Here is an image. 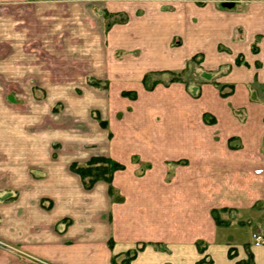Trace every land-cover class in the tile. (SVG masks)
<instances>
[{
    "label": "crops",
    "instance_id": "1",
    "mask_svg": "<svg viewBox=\"0 0 264 264\" xmlns=\"http://www.w3.org/2000/svg\"><path fill=\"white\" fill-rule=\"evenodd\" d=\"M196 56L230 96L143 86ZM263 94L264 0H0V264H264ZM103 155L122 202L70 170Z\"/></svg>",
    "mask_w": 264,
    "mask_h": 264
},
{
    "label": "trees",
    "instance_id": "2",
    "mask_svg": "<svg viewBox=\"0 0 264 264\" xmlns=\"http://www.w3.org/2000/svg\"><path fill=\"white\" fill-rule=\"evenodd\" d=\"M202 64L201 58L196 56L194 58H192L189 62H187L186 64V68L181 71V72H158V73H152L149 75H146L143 83L145 84V87L147 90H151L155 87L156 84L160 83L158 81L155 80V82L152 84L151 87L146 86V82L148 81V79H150L151 76H170L171 79L169 81V83H174V82H181V83H185L184 81V76L187 75L188 71H190V69H194V70H199L203 73L200 74V72H195L193 73V76H197L196 80H200L201 84H206L209 83V81H211L214 77L212 76V74H209L207 72H205L200 65ZM201 77V79H200ZM93 86L95 87H102V83L97 82V81H91L90 82ZM216 85H218L217 83H215ZM219 86V85H218ZM231 94V92L225 93L223 94V96H229ZM126 95H131L129 93H127ZM131 97L135 98L136 95L133 94L131 95ZM97 119L100 120L97 116ZM100 124L103 127H106L107 124L105 122H101ZM124 166H122L121 164L113 161L112 159L109 158H104V157H93L91 158L85 166H81L80 164L77 163H73L70 166V170L78 175L81 178V181L83 183V186L86 190H91L94 185L99 182V181H104L109 185V194L113 195L114 194V188L112 186V180H113V176L115 174V172L123 170ZM222 213H229L227 210H222V211H217L214 210L213 214H214V219L217 223V225L219 226H223V225H227V220H220L219 214ZM146 244H140L137 248V250H135L133 253H127L125 259L122 261L121 264H130L138 255V253L142 250H144ZM111 247H112V243H111ZM199 250L201 252L205 251V246L202 242H200L198 244ZM230 258H235V252L234 250H230L229 253ZM205 260L200 261L198 264H204ZM113 264H117L114 259H113ZM238 264H254L253 262V256L252 254H250L249 256V260L247 261H243V262H239Z\"/></svg>",
    "mask_w": 264,
    "mask_h": 264
},
{
    "label": "rangeland",
    "instance_id": "3",
    "mask_svg": "<svg viewBox=\"0 0 264 264\" xmlns=\"http://www.w3.org/2000/svg\"><path fill=\"white\" fill-rule=\"evenodd\" d=\"M200 67L202 68V64L200 65ZM185 68H186V66H185ZM184 68V69H185ZM183 69V70H184ZM194 69H196V68H194ZM192 70V69H190V71H188V73H187V75H185L184 76V81H185V83H181V82H174V83H169V81H170V79H171V77L170 76H167V75H164V76H160V75H157V76H151L150 77V79H148V81L146 82V86H148V87H151L152 86V84L155 82V80L156 81H158V82H160V83H158V84H156L155 85V87L153 88V89H155V88H157V87H170V86H172V85H182L184 88H185V90H186V92H187V95H189V97L190 98H192V99H198L199 98V96L201 95V90H202V86L203 85H205V84H201V82H200V80L198 81V80H196V77L195 76H193V73H195V72H200V74H202L203 75V73L201 72V71H199V70ZM203 69V68H202ZM183 70H181V71H183ZM181 71H178V72H181ZM153 73H158V72H153ZM150 74H152V73H150ZM149 75V74H148ZM214 78L211 80V81H209V83H206V84H211V85H213L218 91H219V93H220V95H221V97H223V98H227L228 97V95L225 97V96H223V94H225V93H228V92H231V89L230 88H227L226 86H224V85H222L221 83H218V80H219V77L217 76V75H212ZM200 79H201V77H200ZM94 79H90L89 78V84H91L90 83V81H93ZM95 81V80H94ZM215 83H217L218 85H216ZM104 85V84H103ZM143 86L145 87V84L143 83ZM94 87V86H93ZM94 89H96V90H99V89H97L96 87H94ZM145 89H146V87H145ZM153 89H151V90H153ZM147 90V89H146ZM259 95V93H254L253 95ZM7 95V94H6ZM36 95V98H35V100L36 99H38L39 101H44L45 99H46V93H40V94H38V93H36L35 94ZM264 95V94H263ZM14 96H16V94H14ZM23 98H24V100L23 101H26V100H29L30 98H31V94H22L21 95ZM230 96V95H229ZM22 101V102H23ZM64 111V109H63V107L62 106H59V107H57V108H55V113H62ZM93 111V110H92ZM205 116H203L204 117V121H205V123L206 124H214L215 123V119H214V117H211V116H209V115H206V114H204ZM236 115V114H235ZM240 118V120H241V122H245L244 120H245V118H243V117H239ZM92 122H97L98 124H99V120L97 119V114H96V112H92L91 113V117L89 118ZM96 123V124H97ZM93 123H91L90 122V126H91V129H92V127L93 126H97V127H99V125L97 124V125H92ZM85 125V124H84ZM28 126V125H27ZM26 126V127H27ZM90 126L88 125V127L90 128ZM30 128H29V133L31 134V135H33V136H35L36 137V135H37V133H39V134H41V138L40 139H43L44 137H45V135H47L48 133H44L43 131V129H40V130H37L36 129V126L35 125H30L29 126ZM84 127V126H83ZM43 132V133H42ZM84 144H87L85 141L83 142V145H81L80 147L81 148H87V149H93V148H95L96 146L95 145H93V144H88V145H84ZM264 145V144H263ZM79 146V145H78ZM62 147V145L60 144V143H55L54 145H53V148L54 149H59V148H61ZM99 157H104V158H108L107 156H105V155H103V156H99ZM110 159V158H109ZM90 160V159H89ZM89 160H87L86 162H83V163H77V164H80L81 166H85L86 165V163L89 161ZM114 161V160H113ZM116 162V161H115ZM118 163V162H117ZM123 166V165H122ZM116 173V172H115ZM99 182H104V181H99ZM98 183V182H97ZM106 183V182H105ZM110 195V194H109ZM110 197H113V199L115 200V201H119V202H122L123 201V198L122 197H120V195H118V193L114 190V194L113 195H110ZM213 216H214V214H213ZM232 215H230V213H222V214H219V217H220V220L221 221H223V220H227V221H229V220H231L233 217H231ZM262 219H264V217H262ZM256 231L257 230H254L252 233H251V240H252V234L253 233H256ZM249 232V231H248ZM245 238H247V241L249 240V237L248 236H246ZM253 241V240H252ZM122 263V262H121Z\"/></svg>",
    "mask_w": 264,
    "mask_h": 264
},
{
    "label": "built area",
    "instance_id": "4",
    "mask_svg": "<svg viewBox=\"0 0 264 264\" xmlns=\"http://www.w3.org/2000/svg\"><path fill=\"white\" fill-rule=\"evenodd\" d=\"M252 240H253L254 246H256V247L264 246V231L253 233L252 234ZM8 248H9V250H13L16 253H21L20 251L16 250L15 248H11V247H8Z\"/></svg>",
    "mask_w": 264,
    "mask_h": 264
}]
</instances>
